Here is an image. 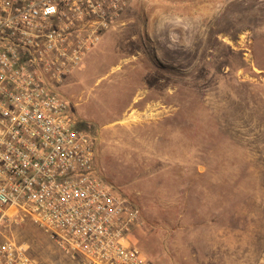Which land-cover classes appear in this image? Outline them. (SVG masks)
Returning a JSON list of instances; mask_svg holds the SVG:
<instances>
[{
	"label": "rangeland",
	"instance_id": "obj_1",
	"mask_svg": "<svg viewBox=\"0 0 264 264\" xmlns=\"http://www.w3.org/2000/svg\"><path fill=\"white\" fill-rule=\"evenodd\" d=\"M61 86L155 264H264V0H131ZM38 264H75L30 221Z\"/></svg>",
	"mask_w": 264,
	"mask_h": 264
},
{
	"label": "built area",
	"instance_id": "obj_2",
	"mask_svg": "<svg viewBox=\"0 0 264 264\" xmlns=\"http://www.w3.org/2000/svg\"><path fill=\"white\" fill-rule=\"evenodd\" d=\"M131 0H0V264H38L32 222L75 264H155L141 210L102 177L95 137L61 86Z\"/></svg>",
	"mask_w": 264,
	"mask_h": 264
}]
</instances>
